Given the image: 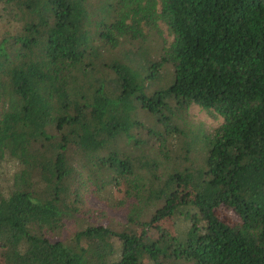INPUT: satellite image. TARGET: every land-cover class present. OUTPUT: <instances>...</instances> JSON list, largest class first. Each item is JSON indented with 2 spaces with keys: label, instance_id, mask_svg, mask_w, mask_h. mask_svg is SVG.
<instances>
[{
  "label": "trees",
  "instance_id": "16d2710c",
  "mask_svg": "<svg viewBox=\"0 0 264 264\" xmlns=\"http://www.w3.org/2000/svg\"><path fill=\"white\" fill-rule=\"evenodd\" d=\"M0 6L15 22L0 39V162L18 166L0 192V264H264V0ZM157 22L173 37L159 62L141 47L102 61ZM162 65L171 66V82L148 94ZM191 104L223 124L199 140L177 129L174 111ZM138 106L164 130L148 129L164 160L174 152L165 135L183 139L181 164L118 149L122 138L140 146L131 134ZM123 174L135 177L129 228L80 223L67 234L86 180L104 189ZM180 219L186 230L176 229Z\"/></svg>",
  "mask_w": 264,
  "mask_h": 264
},
{
  "label": "rangeland",
  "instance_id": "374dc122",
  "mask_svg": "<svg viewBox=\"0 0 264 264\" xmlns=\"http://www.w3.org/2000/svg\"><path fill=\"white\" fill-rule=\"evenodd\" d=\"M95 3V2H93ZM1 9V6H0ZM0 10V14H1ZM15 22L10 18H2L0 15V39L7 32H13ZM144 38L139 39V42H135L134 45L123 44L117 49L105 51L103 53L102 61L107 62L109 58H124L128 56L126 52L128 50L135 51L137 47H141L142 55L150 61L161 60L166 50L173 41V37L170 34L167 26L163 22H157L156 25L144 28ZM134 46V47H133ZM130 57V56H129ZM138 59V57H135ZM122 60V59H121ZM126 60V59H125ZM172 68L169 65H162L155 76L154 81L148 83L147 93H151L154 90H158L166 87L172 79ZM173 104V103H172ZM174 105V104H173ZM136 121L139 124V128L135 127L132 129L131 134L135 136L139 143L138 149H135L133 141L127 144L126 140L122 138L118 141V149L124 154L131 156L134 160L144 158L146 155L151 156L152 153H157V157L160 161L168 164L169 167L172 164H181L183 155L181 154V148L183 146V139L176 135L167 136L165 135L166 145L169 150H174L170 154L168 161L162 158L163 154L158 151L160 141L150 137L148 134L149 128L158 127L160 132L164 133L162 127L156 125L155 119L146 110L140 108L135 112ZM223 124V118L215 113L213 110H204L196 104L189 105L186 109L175 110L172 115V125L176 126L177 129H184L190 135H197V140L200 136L210 135ZM200 143L195 146V150L192 153V160L199 162L204 156ZM70 157L73 159V164L79 169L78 165L79 157L75 152H70ZM136 168L138 164L134 162ZM18 166L12 161H1L0 162V192L5 194L10 189L12 184V176L17 171ZM88 179V176H87ZM135 177L133 175L123 174L115 175V180L112 185L106 186L104 189H99L93 184L92 177L86 180L85 185L80 191V205H79V216L77 223L71 222L67 230V234L72 233L77 226L86 224H100L103 223L110 227L114 231H120L129 228L128 223V212L129 209L135 205L136 199L130 195L131 184ZM153 208H148V211L144 213V219H148L153 212ZM220 214L227 219H231V212L222 209ZM188 228V222L180 219L176 224L178 231H183Z\"/></svg>",
  "mask_w": 264,
  "mask_h": 264
}]
</instances>
